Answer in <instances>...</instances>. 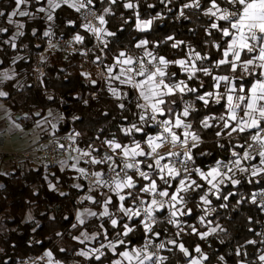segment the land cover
Returning <instances> with one entry per match:
<instances>
[{"label":"trees","instance_id":"1","mask_svg":"<svg viewBox=\"0 0 264 264\" xmlns=\"http://www.w3.org/2000/svg\"><path fill=\"white\" fill-rule=\"evenodd\" d=\"M127 2L129 0H116L115 4H110L109 0H104L103 3L100 0H94L97 8L111 9L108 13L106 29L114 35L105 37L106 51L111 60H115L114 57L120 51H125L133 58L142 57L146 49L174 60L183 58L188 46L202 54H210L213 60L219 58L216 50L211 47V41L219 40V34L215 33V30H212L214 33L212 36L206 34L205 28L209 20L203 16V9H184L187 19L183 16L176 19L181 6L191 3L192 0H178L172 3H167L165 0L164 3H161V0H131L138 7L125 9L123 4ZM203 3L204 0H202ZM26 5L33 15L22 18L25 27L21 31L24 35L18 37L16 48L13 49L11 42H5L14 34V30L6 21V16L14 10L15 0H0V11L6 14L5 17H0V21L7 25L8 29L7 32L0 33V73L10 67H14L16 73L15 78L5 85L8 95L3 101H7L9 109L20 115L19 121L25 128H30L37 119L44 118L49 112H58L64 116L58 126L60 131L79 130L90 140L116 139L118 142L130 143L132 138L125 136L121 129L129 127L132 122L138 123V118L133 115V112L138 111L134 107L136 94L132 95L131 92L126 91L129 93L128 98L122 99L121 102L116 101L109 92L108 83L100 84L97 73L94 74L92 81L87 80L86 75L79 70L76 57L67 59L58 53L39 63L38 44L43 38V33L51 27L57 35L71 36L80 25L81 12L78 13L67 5H62L55 11L54 20L48 21L45 13L37 11L39 7H46L47 0H40V3L29 0ZM148 5L154 7L150 8ZM137 13L141 20H153L148 30L140 31L136 28ZM2 28L5 27L2 26ZM34 30L35 35H33ZM169 36L185 43L180 49H172L170 45L174 41L168 40ZM141 40L149 41L146 49L136 48L135 45ZM205 41L209 44L206 45ZM15 59L17 60L14 61ZM38 64H42L46 70L44 79L35 77L34 69ZM170 71L177 72L180 79H186L177 67L171 66ZM218 74L230 73L221 71ZM201 79L205 81V87L200 92L212 90L209 87L210 77L201 76ZM18 81L23 82V88L16 86ZM189 83L194 87L199 86L198 81ZM114 85H117V82ZM94 93L97 95L92 97ZM184 99L193 103L196 108L188 120L194 122V130L203 140L193 149L195 167L206 171L207 164L234 159L231 157V145L244 143V139L235 133L232 137L223 135L217 137L215 133L219 128L204 129L200 125V120L204 116L218 117L224 111L223 107L210 103V106L206 108L202 102L195 100V94H188ZM120 103H124L126 108L120 109L118 107ZM175 107L177 111H180L183 104L177 100ZM210 121L213 125L219 123L217 120ZM147 131L153 135L156 133V129L153 128ZM135 139L143 143L141 134H135ZM235 150L242 153L243 149ZM257 163L259 160L255 159L246 165L253 166ZM14 169L15 171L11 174L0 172V215L2 217L0 264H15L25 257H34L47 251H50L52 257L62 264H111L112 260L118 258L107 248L103 249L104 256L99 261L94 255L90 258L76 255L77 252L86 248V243L81 244L74 237H78L85 229L88 230L87 226L91 221L104 224L109 230V238L116 239L113 235L115 230L111 229L107 218L101 220L93 217L91 221L83 225L77 223L78 210L87 204L86 201L80 202L84 189L76 187L81 185L78 172L68 168L54 169V172H46L43 167H30L26 170L14 166ZM193 178L197 179L198 183L204 184V188L196 193H189L187 208L192 211L191 215L182 216L184 225L179 237L176 236L179 229L166 222L167 210L157 214L161 222L156 226L157 232L161 233L159 242L175 239L177 244H185L191 256L184 257L178 248L170 245L168 249H172L171 251L162 250L163 256L167 257L164 264H188L190 259L199 256L194 251L196 245H199L209 257L207 261H203V264H238V262L262 264L259 261V255L264 254V242H262L264 241V214L260 212L257 203H251V196L252 193L264 189V176L251 177L250 172H246L245 175L239 173L235 178L241 183L236 186L231 183L223 184L219 192L220 199H217L214 194H209L211 206L215 211L207 213L206 219L210 225L205 227L200 225V217L205 214V211L202 202L199 201V195L206 190L207 185L204 181H200L199 177ZM51 183L55 184L56 189L50 187ZM102 192H107V189H103ZM94 194L98 200H103L99 191ZM226 195L228 199L224 200L223 197ZM222 204L226 207H221ZM97 209L99 213L100 207ZM28 214L32 215L31 220H27ZM190 225L201 233L213 227L217 228V231L211 233L206 240H201L198 235L192 234ZM165 229H167L166 232ZM249 240H255L256 244H248ZM131 241L132 245L129 247L142 246L144 243L142 230L138 229L132 234ZM96 242L99 243V240ZM237 248H240L241 256L236 255ZM122 250H125L124 246L117 248V252ZM245 252L246 256L243 255ZM220 256L224 257L223 261L219 259Z\"/></svg>","mask_w":264,"mask_h":264},{"label":"snow or ice","instance_id":"2","mask_svg":"<svg viewBox=\"0 0 264 264\" xmlns=\"http://www.w3.org/2000/svg\"><path fill=\"white\" fill-rule=\"evenodd\" d=\"M36 2L40 3V0ZM100 2L103 3L104 0ZM28 3L29 0H15L14 10L7 16L4 11H0V17L6 16L9 25L15 24L17 29H23L24 23L14 18L33 15L27 10H21V6ZM109 3L115 4L116 0H109ZM161 3H164V0H161ZM62 5H67L78 13L84 10L87 15L83 16L85 22L82 27L94 34L101 43H106L103 40L104 35H114L102 27L106 24L105 15H97L94 0H47V8L39 7L37 11L46 13L47 20L53 21L55 11ZM123 7L134 9L138 5L129 0L123 4ZM148 7L154 6L148 5ZM184 9H203V16L209 20L205 28L206 34L214 35L212 30L219 34V40L211 41V47L216 50L219 58L213 60L210 54H202L188 46L183 58L169 60L163 55L147 50L146 46L149 43L147 40H141L135 45L136 48L146 49L142 57L133 58L125 51H120L114 57L115 64L107 65L106 68L111 79L119 80L120 84L129 86L136 93L134 107L138 111L133 112V115L138 118V123L132 122L129 127L121 129L125 136L132 139L130 143L118 142L116 139L105 140L103 143L110 149L111 154L105 152L99 156L93 155L100 152L98 148L73 149L79 155L72 157L75 163L71 167L81 177L93 180L89 191L107 189V192L100 193L104 197L103 200L86 195L80 201L81 203L90 201L98 205L102 209L99 213L85 209L83 213H78L76 219L83 225L85 221L81 217L84 215L107 218L111 229L115 230L113 235L116 237L115 240L110 239L108 228L101 224L102 232L91 236L82 232L81 236L84 239L80 237L74 239L83 244L85 240H94L103 235L107 244H102L101 247L107 248L113 255L119 257L112 260L111 264H164L167 257L158 253L159 250L165 249V242L154 245V239L159 240L161 236L160 232L154 231L155 226L161 222L156 214L167 210L166 222L179 229L176 233L179 237L183 228L178 217L191 215L192 211L187 208L189 193H196L204 188V184L198 183L194 176L208 185V188L199 195V201L204 205L212 203L208 198L209 194L216 195L217 199L221 198L220 186L225 184V181H229L233 186L241 183L239 179L234 178L236 172H249V168L241 166L242 160L251 161L258 156L260 166L251 167V177L264 176V167H262L264 166V0H204L203 4L202 0H192L191 3L183 4L180 11V16L187 19ZM103 11L108 14L111 9L104 8ZM136 15V28L140 31L148 30L153 20H141L139 14ZM89 17L98 21L100 26L93 24ZM7 31V28H0V33ZM22 35H24L22 31H17L12 39L15 40L17 36ZM43 35L49 36L50 31H45ZM167 39L174 41L170 45L172 49H180L185 43L174 40L171 36ZM74 40L82 43L84 37L76 35ZM205 44L209 42L205 41ZM11 47L15 49L16 44L12 43ZM117 65L119 73L113 76L114 67ZM171 66L177 67L186 79H180L177 72L170 71ZM221 71L230 74H218ZM201 76L210 77L209 87L212 90L200 92L205 87V81ZM11 79L13 77L9 73H0V80ZM190 81H198L199 86H191ZM109 91L117 100L127 99L129 96V93L121 94L118 89L111 86ZM188 94H195V100L202 102L206 108L210 103L223 107L224 111L218 117L204 116L200 120V125L204 129L219 128L215 133L217 137L222 135L232 137L234 133L242 137L244 143L231 145V157L234 159H230L227 163L217 161L208 171L190 166V162L194 163L192 149L198 147L202 141L198 132L193 130V124L188 120L196 111L193 103L184 99ZM7 95L6 92L0 91V97ZM177 100L183 104L180 111L175 107ZM118 107L123 110L126 105L120 103ZM210 120H217L219 123L213 125L209 123ZM149 128L158 131L154 135L149 134L147 131ZM137 133L142 135L143 143L135 139ZM166 146L168 151L162 152L161 149ZM238 148L243 149V152L235 150ZM81 160L90 168L106 166L107 171L78 167ZM50 187L54 186L50 185ZM76 187L81 186L76 185ZM257 196H264V191L252 193L251 203H257ZM223 199L227 200L228 196H224ZM221 207L226 205L222 204ZM258 207L264 211V203L259 204ZM200 223H204L203 216L200 217ZM190 227L192 234L198 235L201 240H206L211 233L217 231V228L213 227L201 233L194 226L190 225ZM138 229L143 232L144 243L140 247L134 245L129 247L132 245L131 235ZM247 243L255 245L256 241L249 240ZM167 244L178 248L184 257L191 256L184 243L177 244L175 239H169ZM119 246H124L125 250L117 252ZM153 246L156 248L155 252L149 250ZM91 251L93 250L80 251L76 255L90 258ZM194 251L200 258L194 257L188 261V264H203V261L209 259L199 245L195 246ZM93 254L97 261L104 256L100 248L95 249ZM45 255L49 259V264H52V253L49 251ZM236 255H242L240 248H237ZM243 255L246 256L247 253ZM219 259L223 261L224 257L220 256ZM259 261L264 264V254L259 255ZM56 264H59V261Z\"/></svg>","mask_w":264,"mask_h":264},{"label":"built area","instance_id":"3","mask_svg":"<svg viewBox=\"0 0 264 264\" xmlns=\"http://www.w3.org/2000/svg\"><path fill=\"white\" fill-rule=\"evenodd\" d=\"M167 3L176 2L178 0H165ZM183 6V5H182ZM181 6V8H182ZM97 15H105L106 24L103 25L106 29L107 21H108V14L104 13V8H97L95 6ZM87 15L84 10H81V20L78 29L75 31L74 34L71 36H64V35H57L53 28L49 27L46 31H50L49 36H44L41 42L38 44L39 47V63L41 61L47 60L49 57H52L56 54H62L63 57L67 59H72L76 57L78 60L79 70L82 74H87L86 78L88 81H92L94 79V74L97 73L99 77L100 84L108 83L111 80L109 74L107 72V65H114L115 60H111L107 51H106V43H101V41L96 39V36L91 32L86 31L82 25L85 22L83 16ZM180 12L176 15V19H179ZM89 19H92L89 17ZM92 23L96 26H100L98 21L92 19ZM107 30V29H106ZM76 35H81L84 37L82 43H78L74 40ZM106 35L103 36V40L106 42L105 39ZM99 58V59H97ZM119 70V66H115L112 75H117ZM36 79H44L46 77V70L42 64H38L34 69ZM139 79V78H138ZM97 93L92 94V97H95ZM4 97H0V102L4 100ZM193 124L194 130V122L189 121ZM210 124H213L212 121H209ZM158 129H156V132ZM156 134V133H155ZM105 139H98V140H90L79 131V130H68V131H53L43 137L38 143L33 145L30 149L23 150L22 152H13V153H6L7 155L14 156V158L22 157L24 159H30L32 156L35 157L37 162L44 168L46 172H49L55 168L65 166L68 169H72L71 165L75 163L72 157H76L79 155L77 152L73 151L75 148H79L82 150H90V148H98L100 149L99 153H93V155L99 156L105 152L111 154L110 149L103 143ZM203 142V140L201 139ZM201 142V143H202ZM59 145H63L64 147L61 148ZM194 149V148H193ZM192 149V154H193ZM179 150V149H177ZM162 152H167L168 147L161 149ZM243 152V150H242ZM256 159L259 160L257 156ZM255 160V159H254ZM164 163V161H162ZM227 163V162H224ZM17 163H15L16 165ZM216 163H211L205 165L206 169H210L214 167ZM19 165V164H17ZM191 167H195L194 163L190 162ZM78 167H84L86 169H90L93 171L96 170H103L107 171L106 166H96L94 168H90L89 165L83 163L81 160ZM143 167V166H142ZM147 170V169H145ZM81 187L84 188L85 192H89V188L93 184V180L91 178H84L81 177ZM264 191V189L259 190L257 193ZM148 199V197H145ZM264 203V196H257V204ZM259 210L262 214L264 211ZM158 214V213H157ZM156 214V215H157ZM158 217V216H157ZM157 226V225H156ZM156 226L154 231L156 230ZM159 241L154 239V245L158 244ZM150 251L155 252L156 248L153 246ZM46 252H43L34 257H25L15 264H49V259L45 255ZM162 256V250H159L158 253Z\"/></svg>","mask_w":264,"mask_h":264},{"label":"rangeland","instance_id":"4","mask_svg":"<svg viewBox=\"0 0 264 264\" xmlns=\"http://www.w3.org/2000/svg\"><path fill=\"white\" fill-rule=\"evenodd\" d=\"M46 8H47V5H46ZM21 10L29 11L27 5L25 7L21 6ZM22 18L23 17L17 16V17L14 18V20H16L18 22H21V23H24L22 21ZM2 26L7 28V25H4L0 21V28H2ZM10 26L14 30V34L11 35L10 38L7 39V41L16 44V41L18 40L19 36H17L15 38V40H13L12 38H13V36H15L17 31H21L22 29H17L15 24H12ZM16 60L17 59H15L14 61H16ZM2 72L9 73V75H11L13 78H15V76H16V73L14 71V67H10V68L2 71ZM118 73H119V70H118ZM121 79H123V77H121ZM9 81L10 80H6V81L5 80H0V91L6 92L5 85ZM115 82H117V85H114ZM16 86L18 88H23V82L18 81ZM108 86H111L112 88L118 89L121 94L125 93L126 91L131 92L132 95L136 94L134 92V90H132L129 86L120 84L119 80H111V81H109L108 82ZM110 94L112 95L111 92H110ZM112 97H114V96L112 95ZM114 99H116V98L114 97ZM116 101H120L121 102L122 100H117L116 99ZM2 109H4L5 114H3V115L1 114L2 116L0 118L1 121H4L3 130L0 131V172L3 173V174H11L12 172L15 171L14 166H17L19 168L26 169V170L29 169L30 167H41V165L37 162V160L35 159L34 156H32V158H30V159H24L22 157L14 158V156L7 155L6 153H13V152H18L19 153V152H22L23 150L30 149L33 145L38 143L43 137H45L49 133L59 130V128H58L59 123H60V121H62L64 119V116L62 114H59L58 112H53V113L49 112V113H51V115H49V113H48L44 118L37 119L30 128H25L23 126V124L19 121L20 120V115L13 113V111H11L9 109L7 104H6L5 107H2L0 109V111H3ZM37 114H39V112ZM15 125H19V127H15ZM53 125L55 127H53ZM123 128H126V127H123ZM251 161H254V160H251ZM251 161H244V160L241 161V166L249 168V172L250 173H251V167L252 166H247L246 164L248 162H251ZM15 163H17L19 165H17V164L15 165ZM253 166H260V165H259V163H257L256 165H253ZM262 167H264V166H262ZM64 168H66V167L63 166V169ZM55 169H62V167H58V168H55ZM53 170H51V171L54 172ZM71 170H74V169L72 168ZM208 170H206V171H208ZM51 171H49V172H51ZM239 173L240 172L237 171L236 174H235V177ZM240 174L245 175V173H240ZM229 175H231V173ZM225 183H230V182L229 181H225ZM50 185L54 186V187H51L52 189H56V186H55L54 183H51ZM221 187H222V185L220 186V190H221ZM81 188L84 189L83 187H81ZM207 188H208V185L206 186V189ZM97 191H99V193H101L103 191V189H98ZM95 192L96 191L85 192V190H84V194L81 196V199H82V197H84L86 195H91L95 199L98 200V198L94 194ZM213 192H215V190H213ZM103 199H104V197H103ZM209 200H211V199L209 198ZM86 202H87V204L85 205V207L79 209L78 212H77V215H78V213H83L85 209H90L91 211H95V212L98 211V209H97V207H99L98 205L93 204L90 201H86ZM211 204L204 205L202 203V205H203L202 207L204 208V211H205V214L203 215L204 223L203 224L200 223V225L202 227L210 225V222L207 221V219H206V215H207V213L212 212L211 209H213V208H212ZM101 210L102 209L100 208V211ZM81 218L84 219L85 222H88L93 217H88L87 215H84ZM181 218H182V216H179L178 220L181 223V228H183L184 223L182 222ZM31 219H32V215L28 214L27 215V220H31ZM101 220H103V219H101ZM101 220H99V221H101ZM1 221H2V217L0 215V222ZM91 222H93V221H91ZM91 222L87 226V228H89V229L88 230L85 229L83 232H86L90 236L93 235V234H96V233H100L101 232L100 225L102 223L101 222L100 223L99 222L91 223ZM77 223L80 224L78 220H77ZM78 237H80V239H84L83 236H81V234ZM97 240L102 242V244L106 243L103 235L102 236L101 235L98 236L94 240H85V242L95 243ZM164 242L166 244L165 249H168V246H170V245L167 244V241H164ZM165 249H163V250H165ZM0 251H1V249H0ZM47 252H49V251H47ZM91 253L92 252H89V256L91 255ZM162 256H163V254H162ZM195 258H200V257L197 255ZM53 259L54 258L52 257V261H53Z\"/></svg>","mask_w":264,"mask_h":264},{"label":"crops","instance_id":"5","mask_svg":"<svg viewBox=\"0 0 264 264\" xmlns=\"http://www.w3.org/2000/svg\"><path fill=\"white\" fill-rule=\"evenodd\" d=\"M6 104H7V101H6V100L0 102V109H1L2 107H5ZM2 110H3V111H0V118H1V116H2L3 114H5L4 109H2ZM1 114H2V115H1ZM3 126H4V121H1V119H0V131L3 130ZM76 240H77V239H76ZM77 241H78V240H77ZM78 242H79V241H78ZM84 243H86V248H85L84 250H82V251L93 250V251H91L92 253H91L90 256L94 255V254H93V253H94V250L97 249V248H100V250L103 252V249H104V248L101 247L102 242H100V241H99V243H97V242H95V243L84 242ZM105 244H107V242H106ZM94 247H95V248H94ZM90 256H89V257H90ZM118 258H119V257H118ZM56 262H57V260L53 259L52 264H56ZM59 264H62V263L59 262Z\"/></svg>","mask_w":264,"mask_h":264},{"label":"bare ground","instance_id":"6","mask_svg":"<svg viewBox=\"0 0 264 264\" xmlns=\"http://www.w3.org/2000/svg\"><path fill=\"white\" fill-rule=\"evenodd\" d=\"M5 98V97H4Z\"/></svg>","mask_w":264,"mask_h":264}]
</instances>
